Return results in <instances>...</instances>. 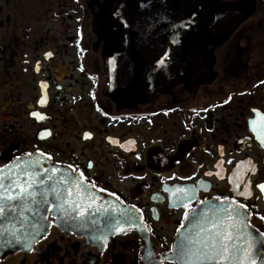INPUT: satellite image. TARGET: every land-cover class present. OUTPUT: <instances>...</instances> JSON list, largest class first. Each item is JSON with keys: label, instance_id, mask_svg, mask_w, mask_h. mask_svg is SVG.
Instances as JSON below:
<instances>
[{"label": "flooded vegetation", "instance_id": "af4514ba", "mask_svg": "<svg viewBox=\"0 0 264 264\" xmlns=\"http://www.w3.org/2000/svg\"><path fill=\"white\" fill-rule=\"evenodd\" d=\"M105 2L0 0V172L36 159L78 182L54 216L48 209L34 250L0 264H182L180 234L196 239L197 218L211 231L206 221L224 219L229 205L239 213L230 250L251 243L264 264V146L249 126L259 123L252 109L264 115V0H217L233 22L212 75L156 96L110 93L104 40L92 29ZM88 203L79 216L76 205Z\"/></svg>", "mask_w": 264, "mask_h": 264}, {"label": "water", "instance_id": "95a60500", "mask_svg": "<svg viewBox=\"0 0 264 264\" xmlns=\"http://www.w3.org/2000/svg\"><path fill=\"white\" fill-rule=\"evenodd\" d=\"M150 2L152 7L142 9L138 7V0H106L93 18L92 29L104 40L102 53L110 93L116 96H156L177 84L195 89L212 75L213 52L227 37L225 30L233 22L232 7L221 5L217 0ZM120 13L128 21V27L122 23ZM157 15L167 16L171 21L192 16L195 22L181 30L178 44H172L167 21L146 29V20ZM165 50H169L171 57L167 67L154 71L156 60ZM28 164L31 167H26ZM53 169L48 165L44 167L43 161L25 159L1 171L7 177L10 172L18 174L26 170L33 178H43L46 183L35 184L33 191L37 195L34 199L16 201L19 205L17 211H9L0 217V232H3L0 235V258L26 249L25 243L32 245L34 237L36 240L44 235L48 230V209L52 206L51 214L54 216L57 199L71 196V185L63 182V179L72 180L71 177ZM19 179L22 182L28 176H20ZM25 203L27 207H24ZM62 211L71 213L70 210ZM183 235L180 234L177 247L181 246ZM254 244L257 245L256 242ZM254 259L258 260L256 254Z\"/></svg>", "mask_w": 264, "mask_h": 264}, {"label": "snow or ice", "instance_id": "6c2138e0", "mask_svg": "<svg viewBox=\"0 0 264 264\" xmlns=\"http://www.w3.org/2000/svg\"><path fill=\"white\" fill-rule=\"evenodd\" d=\"M138 7L142 9H148L152 7L150 0H138ZM117 15L116 12L113 13ZM192 16H195V13H192ZM192 16L188 19H183L179 21H171L167 16L157 15L155 17H149L145 22L146 29H153L154 26L158 25L161 21H167V27L171 36L169 38L170 43L178 44L179 37L182 29L189 28L195 21L192 20ZM120 18L122 19V23L125 27H128V21L123 19L122 13H120ZM46 55H51V53H46ZM170 53L169 50L163 51L162 55L155 62L154 71L164 69L167 67L168 62L170 61ZM111 63V61H110ZM149 79H151L149 77ZM44 98L41 97L40 103H44ZM195 111V109L193 110ZM254 113L257 114L259 119V123L257 120L253 119L249 121V126L253 133L256 134L258 140H260L261 145L264 146V115H261L257 109H252ZM31 115L36 116L38 119H43L44 117L36 112H32ZM105 115H107L105 113ZM84 138H90L91 133L85 132L83 134ZM111 139V138H109ZM31 155V154H29ZM240 163H244L243 161ZM26 167H31L30 164L26 165ZM250 171H254L255 168L252 166ZM55 172L56 170L53 169ZM20 176H28L27 180L20 181ZM82 177V174H81ZM50 180L51 177H48ZM63 179V178H62ZM44 182L43 178H33L29 172L21 171L18 174L9 173L7 177L0 172V217H3L7 212H15L17 211L19 205L15 203L16 201H26L28 198L34 199L37 193L33 191L35 184ZM63 182L67 185L78 184L77 181H72L69 179H63ZM81 187L83 185H80ZM257 187L264 192V182H261L257 185ZM86 191V189H85ZM180 193H182L179 199H188V195L186 189L179 188L177 189ZM70 191V195H71ZM77 196L80 195L79 191L75 193ZM243 194V193H242ZM249 194H251L249 192ZM227 199V198H225ZM7 200L8 203L5 204L4 201ZM27 203L24 204V207H27ZM76 207L79 209L78 215L83 217L87 210L91 208V203H88L87 208L82 207L80 204H77ZM229 208L232 209V213L226 214L224 219L217 218L215 222L206 221L208 223V229L206 230L203 227H200V222L202 218H197L196 223L199 227V232L196 234V239H192L189 237H185V240L182 241L181 246L178 251V255L182 264H228L230 260L236 258L237 254L240 256V264H257L256 259H253V244L249 243L243 252H233L231 251V242L234 239V235L232 229L235 227L233 221V215H239L236 212V209L229 205ZM101 209H97L100 211ZM105 211H107L105 209ZM221 212H226V210L221 209ZM189 213L185 212V217H187ZM264 219V217H261ZM119 223V222H118ZM178 229L177 231H179ZM123 231V228L117 226L114 229L115 233H120ZM201 233H206L203 238H199ZM0 235H3V232H0ZM39 235V233L37 234ZM261 237H264V232L260 233ZM18 239V237H17ZM94 239L101 242L102 247H107V239L106 235H99L94 237ZM11 243V241H6ZM32 243H35V237L33 238ZM262 251H264V241H261ZM24 247L29 251L34 250L31 244L25 243ZM264 258V257H262Z\"/></svg>", "mask_w": 264, "mask_h": 264}]
</instances>
